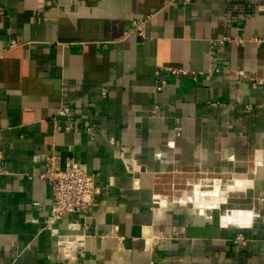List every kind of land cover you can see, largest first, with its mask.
<instances>
[{"label": "crops", "instance_id": "obj_1", "mask_svg": "<svg viewBox=\"0 0 264 264\" xmlns=\"http://www.w3.org/2000/svg\"><path fill=\"white\" fill-rule=\"evenodd\" d=\"M0 7V150L8 169L0 175V264H61L70 233L87 236L83 264H264V192L245 227L223 225L216 208L162 207L156 199L169 196L164 185L176 176L264 178V85L252 80H264V0H0ZM147 16L141 37L133 21ZM222 36L245 43L219 45L211 56L212 39ZM212 63L221 71L198 82L164 71L168 82L156 89L164 66L207 72ZM64 103L71 131L51 120ZM53 152L102 186L98 205L59 220L57 233L44 229L54 200L37 176ZM69 221L85 229L71 231Z\"/></svg>", "mask_w": 264, "mask_h": 264}, {"label": "built area", "instance_id": "obj_2", "mask_svg": "<svg viewBox=\"0 0 264 264\" xmlns=\"http://www.w3.org/2000/svg\"><path fill=\"white\" fill-rule=\"evenodd\" d=\"M191 0H184L185 4L190 3ZM0 17H5V11L0 7ZM149 19H136L133 21V31L138 33L141 37L145 36V26ZM236 42L239 45L245 43L243 37L222 36L212 39L210 55L215 54L216 48L225 43ZM16 41L10 43V47L16 46ZM222 67L212 63L211 68L206 71H196L192 69L164 66L158 69L155 73L158 76L156 81V89L163 90L168 82L162 72H167L177 78L184 76H191L193 81L198 82L202 76H212L221 71ZM239 74H244L242 71ZM246 76V75H244ZM252 79V78H251ZM253 85H264L263 79H252ZM107 89L102 90V95L105 96ZM71 107L64 103L62 104L51 120L58 131H71L74 128L70 120ZM83 126L90 130L92 127L89 121H86ZM45 170L42 173H31L28 175L33 179L36 175L46 180L52 190L53 204L50 212L46 218L44 229L51 230L57 233L56 223L66 217L67 215H88L90 211L98 205L99 193L101 185L96 183L93 174L89 173L87 169L71 159L62 165L60 156L53 152L45 157ZM8 174L6 167V155L3 149L0 150V175ZM68 229L71 231L85 229L83 224L71 222L67 223ZM85 233H70L67 235L66 245L63 248V258L61 264H83L80 262V257L84 256L86 247ZM238 241L244 243L245 240L238 237ZM152 264H154L152 262Z\"/></svg>", "mask_w": 264, "mask_h": 264}, {"label": "bare ground", "instance_id": "obj_3", "mask_svg": "<svg viewBox=\"0 0 264 264\" xmlns=\"http://www.w3.org/2000/svg\"><path fill=\"white\" fill-rule=\"evenodd\" d=\"M260 165H262L261 162ZM252 178L264 179L263 175L261 174L255 177L253 176L251 177L247 173L233 171L229 178H212V179L205 178V179H200L198 181L188 182L187 190L184 191V194L181 195L180 197H174V196H166V197L155 196V197L157 199L158 204L161 205L162 207H170L173 205L187 206L189 203H192L193 204L192 207H194L195 209L216 208L222 211L223 225L226 226L237 225V226L245 227L251 225L252 223V219L255 214L254 205L256 198H258L259 195L254 193L253 195L243 194V195H235V197L231 195H230L231 197L230 196L223 197V195H221V191L222 192L228 191L227 193H229V190L231 192L234 191L235 188H237L236 191L240 192V190H242L241 188H247V186L245 185L246 184L249 185V181H251ZM218 179L222 182V185L215 184L216 181L217 182L219 181ZM259 189H262L264 191V180H263V185L261 187L259 186ZM244 192H246V190ZM207 194H212L214 195L212 197L216 196L217 198L215 197L213 198V200L211 199V201H208L206 198Z\"/></svg>", "mask_w": 264, "mask_h": 264}, {"label": "rangeland", "instance_id": "obj_4", "mask_svg": "<svg viewBox=\"0 0 264 264\" xmlns=\"http://www.w3.org/2000/svg\"><path fill=\"white\" fill-rule=\"evenodd\" d=\"M230 176H231L230 174H226V175L205 174V175H199V176H197V178H196L195 181H198L200 179H205V178H210V179H212V178H229ZM252 180H253V182H252ZM252 180L249 181V185L248 184L245 185V186H247V188H241L242 190L238 189V190H240V192L239 191H236L237 188H235L234 191H236V192H234V191H231L230 192V190H229V193H227L228 191L227 192H222L221 191V195H223V197H226V196L229 197L230 195L235 197V195H243V194L244 195H247V194L248 195H250V194L253 195L254 193H256L257 195L260 196L261 193L264 192L262 189H259V186L261 187L263 185V179L252 178ZM166 183H168V184L164 185V189H163L164 190L163 191V194H165V195L172 196V195L175 194L176 196L179 195L178 197H180L181 195L184 194V191L187 190L188 181H187V178L185 179V177H182V178L177 177V176L176 177H172V179H170V181L167 180ZM215 184H221L222 185V182L219 180L218 182L216 181ZM245 190H246V192H244ZM210 196L212 197L214 195L207 194L206 198H207L208 201H211V199L213 200V198L216 197L215 196V197H212L211 198ZM164 197H166V196H164ZM237 199H239V198H237ZM192 206H193V204L192 203H189L186 207L193 208ZM196 209H200V208H196Z\"/></svg>", "mask_w": 264, "mask_h": 264}]
</instances>
